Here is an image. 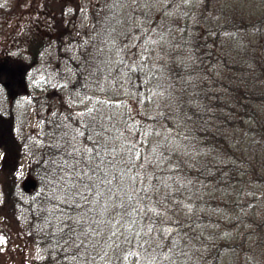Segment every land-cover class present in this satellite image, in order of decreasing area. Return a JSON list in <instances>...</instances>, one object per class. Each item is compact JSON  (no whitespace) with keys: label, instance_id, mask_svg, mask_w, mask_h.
<instances>
[{"label":"rangeland","instance_id":"rangeland-1","mask_svg":"<svg viewBox=\"0 0 264 264\" xmlns=\"http://www.w3.org/2000/svg\"><path fill=\"white\" fill-rule=\"evenodd\" d=\"M56 4L66 29L61 36L66 35L65 43L76 39L65 49L74 54L84 92L70 101L62 90L52 91L55 82L36 106L22 88L23 75L18 76L25 52L14 51L26 29L35 28L49 58L38 61L34 81L57 73L60 53L50 26L59 17L46 18ZM61 66L68 71L65 60ZM176 71L201 80L205 88V97H190L204 130L202 139L187 143L186 150L196 155L186 156L188 168L182 171L180 159L174 160L170 211L184 229L175 220L164 227L173 242L161 247L160 263L264 264V0H17V5L0 0V264L40 261L37 235L28 230L30 217L20 211L27 206L34 211L43 193L54 212L65 196L54 175L57 185L43 175L40 183L36 171L41 168L30 152L48 156L52 170L59 153L50 146L70 148L72 156L76 139V151L85 150L93 137L102 138L104 128L123 132L141 112L161 106L163 97L175 99L176 79L183 76L172 79ZM159 73L165 77L155 85L152 78ZM48 107L52 114L61 110L57 127L46 129ZM173 147L179 156L180 147ZM206 159L213 163L209 168L202 164ZM67 168L61 160V180L73 174ZM30 179L38 185L25 191Z\"/></svg>","mask_w":264,"mask_h":264},{"label":"trees","instance_id":"trees-1","mask_svg":"<svg viewBox=\"0 0 264 264\" xmlns=\"http://www.w3.org/2000/svg\"><path fill=\"white\" fill-rule=\"evenodd\" d=\"M47 12L46 18L49 20L59 17V22L50 26L51 32L57 33L55 37L60 53L54 64L57 73H52L47 80L42 76L38 82L34 81L38 61L49 58L43 54L46 42L35 28L26 29L14 51L25 52L20 55L25 65L19 70L18 76L23 75L22 88H25L26 96H30V101L36 106L45 100L43 98L46 95L49 96L52 83H58L53 86L52 91L62 90L63 97L67 95L70 101L84 92V77L78 72L74 54L65 49L71 42L75 43L76 39L69 37L65 43L66 35L61 36L62 29L65 28L60 22L63 14L58 4ZM40 48L42 50H39ZM64 60L69 67L68 71L61 66ZM47 62L52 61L49 59ZM71 72L73 74H70ZM176 72L170 73L172 79L183 76L176 79L173 91L175 99H170L169 95L163 97L161 106L146 113L141 112L139 117H142L128 121V126L123 132L113 133L110 126L108 130L104 128L102 130L106 134L103 132L101 139L93 137L85 150L78 147L76 151V139L73 145L71 143V149L74 151L72 156L69 155L70 148L62 150L60 147L50 146V149H57L59 153L57 165L52 170L51 164H48V156L42 158L43 153L40 154L38 150L30 152L38 164V169L40 167L41 172H44L36 171L40 183L43 181V175L45 181L57 185L52 180L54 175L56 180L64 185L62 192L65 194L64 199L53 208L54 212L49 211L47 202L50 200L46 195L43 197V193L34 211L28 206L25 212L20 211L26 216L28 212L31 223L28 230L37 235V248L41 259L35 264H164L160 263L161 247L173 242V239L167 238L164 227L173 225L171 221L175 220V225L178 224L180 229H184L180 225V217L174 218L170 211L174 200V160L175 157L180 159L179 164L184 171V168H188L189 159L186 156H196L195 153L189 154L186 147L187 143H190L189 139H202L199 134L202 121L197 114L199 109L195 107L198 105L195 101L193 103L194 98L190 97H205L203 95L206 94L201 80L194 82L191 76L185 77L182 72L175 75ZM164 77L159 73L152 80L158 85L160 82L157 81ZM72 78L74 80L70 82ZM115 78L118 79V76ZM137 80L139 83L140 79ZM216 90L220 91L217 88ZM11 100L14 104V100ZM65 100L67 101L66 98ZM208 100L212 107L213 99ZM65 103L68 106L67 102ZM46 110L44 116L48 120L46 124H49L46 129L57 127L58 120L55 121V117L60 114L61 109H53V114L50 112L51 107ZM122 119H125V114ZM117 122L120 123L121 119ZM206 132L208 135L209 131ZM119 138L121 139L118 141ZM174 143L180 147L179 156H176ZM59 150L66 152L60 154ZM61 160L68 163L67 169L73 173L70 178L64 180L60 179ZM202 164L207 168L213 165L207 159ZM79 175L82 177L78 178ZM34 181L37 186V181ZM92 192L94 199L90 198ZM181 200H185V197L181 196ZM12 206H18V203ZM42 210L43 213H39ZM50 219L54 220V223L51 224ZM43 226L45 227L42 228ZM98 226L105 230V234ZM91 233L95 236L93 239L90 237ZM58 245L61 246V251L55 250ZM178 258L177 254L174 261H178Z\"/></svg>","mask_w":264,"mask_h":264},{"label":"water","instance_id":"water-1","mask_svg":"<svg viewBox=\"0 0 264 264\" xmlns=\"http://www.w3.org/2000/svg\"><path fill=\"white\" fill-rule=\"evenodd\" d=\"M35 187V182L30 179V180H27L24 185H23V189L25 191H29L30 189H33Z\"/></svg>","mask_w":264,"mask_h":264},{"label":"flooded vegetation","instance_id":"flooded-vegetation-1","mask_svg":"<svg viewBox=\"0 0 264 264\" xmlns=\"http://www.w3.org/2000/svg\"><path fill=\"white\" fill-rule=\"evenodd\" d=\"M178 10H181V8H175V13H177Z\"/></svg>","mask_w":264,"mask_h":264}]
</instances>
